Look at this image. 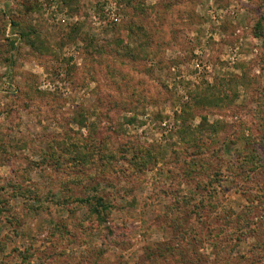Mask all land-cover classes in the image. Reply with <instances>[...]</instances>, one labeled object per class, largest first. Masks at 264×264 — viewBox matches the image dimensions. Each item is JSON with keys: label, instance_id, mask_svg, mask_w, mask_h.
<instances>
[{"label": "rangeland", "instance_id": "374dc122", "mask_svg": "<svg viewBox=\"0 0 264 264\" xmlns=\"http://www.w3.org/2000/svg\"><path fill=\"white\" fill-rule=\"evenodd\" d=\"M0 264H264V0L0 2Z\"/></svg>", "mask_w": 264, "mask_h": 264}, {"label": "water", "instance_id": "95a60500", "mask_svg": "<svg viewBox=\"0 0 264 264\" xmlns=\"http://www.w3.org/2000/svg\"><path fill=\"white\" fill-rule=\"evenodd\" d=\"M3 0H0V2H2Z\"/></svg>", "mask_w": 264, "mask_h": 264}]
</instances>
